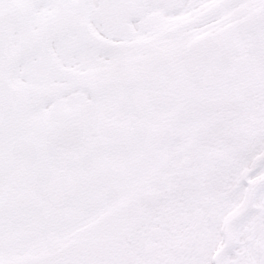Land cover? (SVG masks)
I'll return each mask as SVG.
<instances>
[{
	"label": "snow or ice",
	"instance_id": "1",
	"mask_svg": "<svg viewBox=\"0 0 264 264\" xmlns=\"http://www.w3.org/2000/svg\"><path fill=\"white\" fill-rule=\"evenodd\" d=\"M0 264H264V0H0Z\"/></svg>",
	"mask_w": 264,
	"mask_h": 264
}]
</instances>
